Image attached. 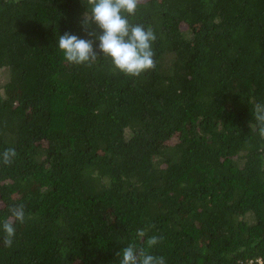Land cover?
<instances>
[{"label": "trees", "instance_id": "1", "mask_svg": "<svg viewBox=\"0 0 264 264\" xmlns=\"http://www.w3.org/2000/svg\"><path fill=\"white\" fill-rule=\"evenodd\" d=\"M87 6L0 0V153H17L0 222L27 216L11 247L0 230V264H120L129 244L166 264L264 263V0H141L129 21L156 40L139 77L64 59Z\"/></svg>", "mask_w": 264, "mask_h": 264}, {"label": "clouds", "instance_id": "2", "mask_svg": "<svg viewBox=\"0 0 264 264\" xmlns=\"http://www.w3.org/2000/svg\"><path fill=\"white\" fill-rule=\"evenodd\" d=\"M88 6L81 21L88 39L71 32L58 37V48L64 59L70 64L91 66L101 56L110 58L116 70L132 77L155 67L152 42L156 36L151 28L142 24H132L129 16L136 13L141 0H87ZM99 29V31H96ZM98 41V44H97ZM255 127L260 137L264 138V103H257L253 110ZM17 153L14 148L0 153V162L10 165ZM9 215L0 222L3 243L11 247L16 235V224L26 221L23 204L13 205L8 209ZM147 229L137 230V237L143 240ZM162 236H151L145 243L148 249L158 245ZM121 256L120 264H166L165 258L150 254L144 247L137 248L129 244L116 253Z\"/></svg>", "mask_w": 264, "mask_h": 264}, {"label": "built area", "instance_id": "3", "mask_svg": "<svg viewBox=\"0 0 264 264\" xmlns=\"http://www.w3.org/2000/svg\"><path fill=\"white\" fill-rule=\"evenodd\" d=\"M253 263H254V262L251 261L250 263H247V264H253ZM256 263H257V264H264V263L262 262V260H257Z\"/></svg>", "mask_w": 264, "mask_h": 264}, {"label": "rangeland", "instance_id": "4", "mask_svg": "<svg viewBox=\"0 0 264 264\" xmlns=\"http://www.w3.org/2000/svg\"><path fill=\"white\" fill-rule=\"evenodd\" d=\"M0 79H1V81H4L5 80V75H0Z\"/></svg>", "mask_w": 264, "mask_h": 264}]
</instances>
